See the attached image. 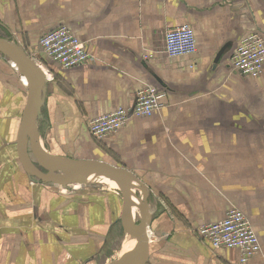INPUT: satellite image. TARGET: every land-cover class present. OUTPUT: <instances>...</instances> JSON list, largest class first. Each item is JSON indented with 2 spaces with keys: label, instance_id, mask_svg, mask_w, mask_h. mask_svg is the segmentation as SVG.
Wrapping results in <instances>:
<instances>
[{
  "label": "crops",
  "instance_id": "1",
  "mask_svg": "<svg viewBox=\"0 0 264 264\" xmlns=\"http://www.w3.org/2000/svg\"><path fill=\"white\" fill-rule=\"evenodd\" d=\"M184 25L197 53L170 58L164 33ZM58 26L86 44L93 64L62 70L39 52V39ZM0 30L44 66L38 148L136 177L143 209L134 221L150 219L145 264H241L237 250L214 251L193 234L231 208L248 217L261 245L246 264H264V117L239 116L248 103L230 71L241 39L264 38L263 0H0ZM23 80L0 55V264H101L116 253L109 243L128 239L122 193L89 185L63 194L27 175L17 150ZM145 86L165 92L160 112L131 118L102 140L89 134L90 120L132 107Z\"/></svg>",
  "mask_w": 264,
  "mask_h": 264
},
{
  "label": "built area",
  "instance_id": "2",
  "mask_svg": "<svg viewBox=\"0 0 264 264\" xmlns=\"http://www.w3.org/2000/svg\"><path fill=\"white\" fill-rule=\"evenodd\" d=\"M163 41V51L170 58L193 56L197 53L194 31L189 25L166 31ZM38 49L62 70L87 66L95 62V57L86 44L76 38L66 26H58L44 34L39 39ZM32 57L35 58L34 54ZM230 65L241 76L259 77L264 71L262 35L253 33L241 39L233 50ZM41 67L44 70V66ZM165 98V92L153 86H145L138 92L132 107L118 108L112 113L91 120L88 124L89 134L97 140H102L123 128L131 118L150 117L160 112L165 107ZM193 234L208 243L214 251L237 250L241 264H246L261 250L251 222L236 208L229 209L223 220L194 229Z\"/></svg>",
  "mask_w": 264,
  "mask_h": 264
},
{
  "label": "water",
  "instance_id": "3",
  "mask_svg": "<svg viewBox=\"0 0 264 264\" xmlns=\"http://www.w3.org/2000/svg\"><path fill=\"white\" fill-rule=\"evenodd\" d=\"M231 46L229 42L220 49L215 57L214 67H217L224 55L230 51ZM0 55L10 61L27 82V102L21 117L17 137L18 157L24 171L37 182L52 184L63 189L87 185L89 183L87 181L89 175L115 174L123 179L124 186L121 189L123 197L121 225L125 235L130 236L131 240L135 241L137 251L117 264H145L149 256L146 233L148 227H145L150 219L146 220L141 217V222L138 225V219L132 222L130 215L131 201L137 195L135 193L136 177L124 168L102 161L59 159L40 150L36 143V123L40 118L44 105L47 85L45 72L40 64L22 47L3 37H0ZM158 82L160 81L158 80ZM41 158L56 161L57 164L47 168L41 162ZM143 201L148 207L146 196L143 197Z\"/></svg>",
  "mask_w": 264,
  "mask_h": 264
},
{
  "label": "rangeland",
  "instance_id": "4",
  "mask_svg": "<svg viewBox=\"0 0 264 264\" xmlns=\"http://www.w3.org/2000/svg\"><path fill=\"white\" fill-rule=\"evenodd\" d=\"M0 36L8 39L9 41H11L13 43H16L15 42L16 40L14 41V37L11 36V35L9 36V34H6V32H4V31L0 30ZM230 71L232 72L233 76H237L238 77V80H239V82H238L239 91L238 92L240 94V98L242 99V101L244 103H248L247 107H242V108L239 109V110L242 111V115H239V116L249 117V118L254 117V118H258V119L263 118L264 117V74L262 73L259 77H256V78H254V80H252V79H248L247 77L241 76L240 73H238L236 70H234L232 68L231 65H230ZM257 78H258V80H255ZM24 81L25 80H23V82ZM246 114H248V115H246ZM41 162L47 168H48L49 165H46V163L47 164H52L53 163V161H49V160L42 159V158H41ZM105 175H108V174L98 175V176H105ZM88 182L89 183L87 185L74 186V187L72 186L73 188L67 189V190H64L61 187H55V189L62 191L63 194H67L68 192H73V191L79 190L81 188H84V186H89V185L97 186L98 188H105V189L109 188L106 185L105 180L102 181L101 179H99V180L94 181L92 179L91 181L89 180ZM114 188H116V187H114ZM116 189L121 192L122 184H121L120 188H116ZM148 210H149V213H150V216H151L152 214H151V210L149 208V205H148ZM135 221H137V220L135 219ZM140 222H141V216L138 217L137 224L139 225ZM116 233L118 235H120V232H116ZM146 233H147V241H148L149 238L151 240V237H150L151 235L149 234L150 231L147 230ZM117 240H119V239H117ZM122 240L121 241L119 240V244L118 245H117V242L114 243L113 245L109 243V248L110 249H114L115 248L116 253H114V256H113V254H111V252H112V250H111L110 251V255L108 253L106 254V256L108 258L107 257L104 258L102 260L101 264H117V263L123 261L124 258H126V257H122V252H123L122 249H123V243H124V241H122ZM111 256H113V258H109Z\"/></svg>",
  "mask_w": 264,
  "mask_h": 264
},
{
  "label": "bare ground",
  "instance_id": "5",
  "mask_svg": "<svg viewBox=\"0 0 264 264\" xmlns=\"http://www.w3.org/2000/svg\"><path fill=\"white\" fill-rule=\"evenodd\" d=\"M25 85L27 86V82L26 80L24 81ZM54 164H57L56 161H53L52 164H47L46 165H49L48 167H51L52 165ZM99 180L101 179L102 181L105 180V183L108 187H116V188H120L121 187V184H122V187L124 186V181L123 179L119 178L117 175L115 174H108V175H105V176H98V175H89L88 178H87V181H91V180ZM93 182V181H92ZM139 187V184L136 185L135 183V190L137 191ZM144 192V191H143ZM142 192V193H143ZM145 194V193H144ZM130 215H131V221L133 222L134 221V213L135 212H139L141 211V208H142V204H141V201L139 199H136V195L133 197L132 201H131V204H130ZM143 209V208H142ZM135 222V221H134ZM128 239L126 241H124L123 243V252H122V257H129V256H132L133 254L136 253L137 251V248L135 246V241H132L130 236H126ZM121 252V251H120Z\"/></svg>",
  "mask_w": 264,
  "mask_h": 264
}]
</instances>
